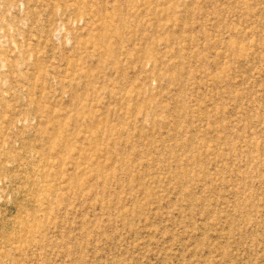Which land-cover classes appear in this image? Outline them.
<instances>
[{"label": "rangeland", "instance_id": "374dc122", "mask_svg": "<svg viewBox=\"0 0 264 264\" xmlns=\"http://www.w3.org/2000/svg\"><path fill=\"white\" fill-rule=\"evenodd\" d=\"M0 264H264V0H0Z\"/></svg>", "mask_w": 264, "mask_h": 264}]
</instances>
